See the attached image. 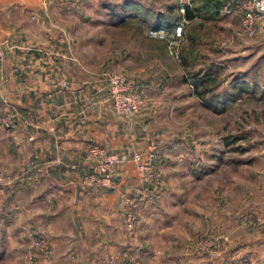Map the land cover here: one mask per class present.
<instances>
[{
	"label": "rangeland",
	"instance_id": "rangeland-1",
	"mask_svg": "<svg viewBox=\"0 0 264 264\" xmlns=\"http://www.w3.org/2000/svg\"><path fill=\"white\" fill-rule=\"evenodd\" d=\"M173 2L6 0L13 8L12 15L16 16L19 11L25 15L28 11L29 21L40 26L37 36L49 44L36 46L39 52L60 56L66 48L69 57L86 56V66L95 68L96 75L87 69L85 81L87 85L97 86L106 102L101 110L103 118L114 115L119 118V124L134 122V126L139 127L131 131L134 133L132 146L122 144V149L112 151L104 144L91 142L83 151L88 170L81 182L92 191L120 193L123 229L133 241L131 251L122 255L107 254L104 264H146L140 252L142 245L137 228L141 209L159 203L162 198L164 173L160 165H183L187 168L182 169L183 177L189 182L192 176L185 172L197 162V153L215 156L213 163L203 162L211 169H217L212 174L214 182L244 178V203L237 206L235 213L239 214L237 218L243 229L261 237L264 232V24L252 36L239 35L240 16L222 15L220 10L226 4L222 0L218 18L206 17L201 9L197 19L187 25V30L185 27L180 61H175L167 50L165 52L163 41L148 38L142 30L146 27L142 19L150 22L156 13L163 12ZM204 2L206 0H193L197 6ZM124 20L125 23H120ZM190 34L192 43L187 41ZM1 44L2 57L4 42ZM111 75L145 85L150 98L147 107L134 116L117 115L110 92ZM70 78L77 81V73H71ZM199 91L206 92L204 98ZM91 103L93 100L87 93L86 104L91 106ZM7 123L9 125L5 126L0 122V126L8 130L13 122L7 120ZM141 135L147 142L146 149L139 147L137 138ZM164 150L169 153L165 155ZM137 152L155 155L147 179L129 161L106 167L109 156L130 158ZM242 165L244 169H241ZM126 167L134 171L138 182V192L133 195L120 190L116 175L118 170ZM12 175L0 168V185L13 179ZM236 188L238 185H234V191ZM230 196L232 204L236 199L232 194ZM128 213L135 217L131 231L126 228ZM249 238L245 243L249 242L253 250L250 254L236 252L243 242L239 244L232 237L221 235H200L191 241L188 249L200 264H264V238ZM40 240L45 241L44 238ZM224 246L229 249L218 253ZM48 250L52 251L49 244ZM148 256L152 258V254ZM174 256L171 253L172 260L178 261Z\"/></svg>",
	"mask_w": 264,
	"mask_h": 264
},
{
	"label": "crops",
	"instance_id": "crops-1",
	"mask_svg": "<svg viewBox=\"0 0 264 264\" xmlns=\"http://www.w3.org/2000/svg\"><path fill=\"white\" fill-rule=\"evenodd\" d=\"M12 10L0 0V118L13 122L8 130L0 126V168L14 174L0 185V264H29L30 258L34 264H104L107 254L131 251L133 241L123 229L120 193L92 191L81 182L88 170L83 151L91 142L112 151L122 144L132 146L131 131L139 127L134 122L119 124L114 115L103 118L106 102L97 86L85 81L86 56L69 57L66 48L60 56L39 52L36 46L49 44L37 36L40 26L29 21L28 11L15 16ZM89 70L96 75L95 68ZM71 73H77V81ZM87 93L91 106L86 104ZM141 136L139 147L146 149ZM195 157L197 162L185 172L192 176L189 182L183 165H160L162 198L141 209L137 228L146 264H200L188 248L203 234L243 242L236 252L245 254L253 251L245 243L249 237L264 238V232L261 237L243 229L235 213L244 203V178L214 182L217 169L203 162L213 163L215 156ZM116 175L122 192H138L130 167ZM231 194L236 199L232 204ZM41 238L51 255L31 246ZM228 249L224 246L218 253Z\"/></svg>",
	"mask_w": 264,
	"mask_h": 264
},
{
	"label": "built area",
	"instance_id": "built-area-1",
	"mask_svg": "<svg viewBox=\"0 0 264 264\" xmlns=\"http://www.w3.org/2000/svg\"><path fill=\"white\" fill-rule=\"evenodd\" d=\"M179 1V14L181 16L180 21L172 29L162 27L158 29H149L146 32V36L150 39L163 41L166 43V50L168 54L175 60L180 61V47L185 39L184 29L193 20L186 17L187 8L191 6L190 0H178ZM220 13L225 16L239 15L240 16V28L239 35L252 36L256 33L257 29L264 24V0H228ZM2 44L0 42V57L2 53ZM110 92L112 98L113 109L119 116L130 117L140 113L144 110L149 103V92L145 85L134 83L127 78L120 75H111L109 77ZM5 126H8L6 120H1ZM155 159L153 153L143 155L142 153H133L130 158L122 156H109L106 159L108 164L106 167L116 163L131 162L143 178H148V174L152 167V162ZM135 217L132 213L127 214L126 228L131 231L133 228ZM31 246L38 248L45 254L50 253L48 250V242L45 240L34 241ZM29 264H34V261L30 258Z\"/></svg>",
	"mask_w": 264,
	"mask_h": 264
},
{
	"label": "trees",
	"instance_id": "trees-1",
	"mask_svg": "<svg viewBox=\"0 0 264 264\" xmlns=\"http://www.w3.org/2000/svg\"><path fill=\"white\" fill-rule=\"evenodd\" d=\"M220 1H222V0H206V2H204L203 4H199V6H197V5L193 4V0H190L191 6L189 8H187L186 17L190 20H193L195 17H197L199 10L202 9V11H204V14L206 17H208V18L210 17L211 19H216V18H218L219 7L221 4ZM227 1L228 0H225V3ZM178 8H179V2H178V0H174V2L172 4H169L166 6V8L164 9L163 12L156 13L155 17L150 22H149V19H145V18L142 19L143 25L146 26L145 29H142L144 31L145 35L149 29H158V28H162V27H167L169 29H172L175 25H177L178 22L180 21V18H181L179 11H178ZM124 17H126V15ZM125 21L126 20L121 21L120 23H122V22L125 23ZM190 25L191 24H189L188 26H190ZM188 26L186 27L185 30H187ZM191 30H192V28H191ZM193 31H194V29H193ZM187 38H188L187 41H189L188 43H192L194 41L191 34ZM163 44H164V46L166 45L165 42H163ZM165 52H166V48H165ZM205 93H206L205 91H199L198 92V94L202 98H204Z\"/></svg>",
	"mask_w": 264,
	"mask_h": 264
}]
</instances>
